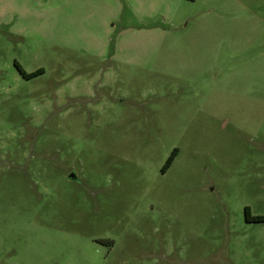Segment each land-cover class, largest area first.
Segmentation results:
<instances>
[{
    "label": "rangeland",
    "instance_id": "rangeland-1",
    "mask_svg": "<svg viewBox=\"0 0 264 264\" xmlns=\"http://www.w3.org/2000/svg\"><path fill=\"white\" fill-rule=\"evenodd\" d=\"M246 206L264 0H0V264H264Z\"/></svg>",
    "mask_w": 264,
    "mask_h": 264
},
{
    "label": "trees",
    "instance_id": "trees-1",
    "mask_svg": "<svg viewBox=\"0 0 264 264\" xmlns=\"http://www.w3.org/2000/svg\"><path fill=\"white\" fill-rule=\"evenodd\" d=\"M14 64H15V66L17 67V69H18V71H19L20 74H22V75H27L28 77L36 76V75H38V74H40V73L43 72L42 69H37L36 71H34V72H32V73L26 74V73L24 72V70L22 69V67H21L16 61H14ZM176 153H177V148H174V149L172 150V152L169 154V156L167 157V159L165 160L164 164H163V167H162V171H163V172H164V171L168 168V166L171 164V162H172V160L174 159ZM248 209H249L248 206H246V207L244 208V210H245V215H246V220H248V221H263V220H264V217H263V216H260V215H253V216L250 217V219H248V217H247Z\"/></svg>",
    "mask_w": 264,
    "mask_h": 264
},
{
    "label": "flooded vegetation",
    "instance_id": "flooded-vegetation-1",
    "mask_svg": "<svg viewBox=\"0 0 264 264\" xmlns=\"http://www.w3.org/2000/svg\"><path fill=\"white\" fill-rule=\"evenodd\" d=\"M35 71H36V70H35ZM24 72H25V71H24ZM33 72H34V71H33ZM25 73H26V74H29V73H27V72H25ZM30 73H32V72H30ZM21 75H22V74H21ZM22 76H24L25 78H32V77H33V76H32V77H28L27 75H22ZM251 216H253V215L250 214V209H248V212H247V217H248V219H250ZM247 221H248V220H247Z\"/></svg>",
    "mask_w": 264,
    "mask_h": 264
},
{
    "label": "water",
    "instance_id": "water-1",
    "mask_svg": "<svg viewBox=\"0 0 264 264\" xmlns=\"http://www.w3.org/2000/svg\"><path fill=\"white\" fill-rule=\"evenodd\" d=\"M244 212H245V210H244Z\"/></svg>",
    "mask_w": 264,
    "mask_h": 264
}]
</instances>
